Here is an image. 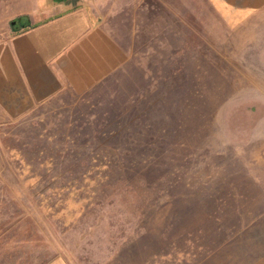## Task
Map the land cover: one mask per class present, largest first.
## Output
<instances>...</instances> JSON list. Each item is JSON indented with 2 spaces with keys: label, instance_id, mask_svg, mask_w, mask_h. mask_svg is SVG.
Segmentation results:
<instances>
[{
  "label": "rangeland",
  "instance_id": "obj_1",
  "mask_svg": "<svg viewBox=\"0 0 264 264\" xmlns=\"http://www.w3.org/2000/svg\"><path fill=\"white\" fill-rule=\"evenodd\" d=\"M116 1L123 65L0 122V264L251 262L264 253V14Z\"/></svg>",
  "mask_w": 264,
  "mask_h": 264
},
{
  "label": "crops",
  "instance_id": "obj_2",
  "mask_svg": "<svg viewBox=\"0 0 264 264\" xmlns=\"http://www.w3.org/2000/svg\"><path fill=\"white\" fill-rule=\"evenodd\" d=\"M118 1L115 7L124 8ZM210 2L228 20L264 14V0ZM107 6V0H99V10L91 0H0V122L85 91L123 65V38L112 20L125 18L109 16ZM245 264H264V253Z\"/></svg>",
  "mask_w": 264,
  "mask_h": 264
}]
</instances>
